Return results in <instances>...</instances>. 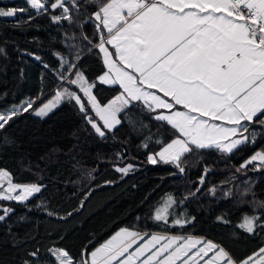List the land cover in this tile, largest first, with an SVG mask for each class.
Masks as SVG:
<instances>
[{
    "label": "trees",
    "instance_id": "16d2710c",
    "mask_svg": "<svg viewBox=\"0 0 264 264\" xmlns=\"http://www.w3.org/2000/svg\"><path fill=\"white\" fill-rule=\"evenodd\" d=\"M0 8L29 9L0 17V111L39 97L35 107L54 95L62 83L57 53L78 64L76 70L95 84L93 94L101 104L119 94L118 85L97 79L105 65L99 51H89L82 38H91L94 31L92 22L81 27L85 9L72 13L76 22L70 25L51 20L59 9L37 14L26 0H0ZM154 115L137 102L101 138L74 101L65 100L45 117L31 109L22 112L0 130V170L9 173L12 183L42 186L27 201L0 200V215L5 208L12 210L0 221V264H54L55 249L79 261L82 252H91L120 228L211 240L237 261L264 247V228L254 233L239 228L245 215L264 218V168L248 165L237 171L249 156L264 151L259 126L255 142L231 154L216 149L185 154V171L180 173L172 164L147 162L148 154L159 151L173 135ZM128 164L134 168L127 175L115 170ZM168 195L177 203L169 209L172 215L165 226L153 217ZM176 218L191 223L173 226Z\"/></svg>",
    "mask_w": 264,
    "mask_h": 264
},
{
    "label": "snow or ice",
    "instance_id": "6c2138e0",
    "mask_svg": "<svg viewBox=\"0 0 264 264\" xmlns=\"http://www.w3.org/2000/svg\"><path fill=\"white\" fill-rule=\"evenodd\" d=\"M26 3L37 14L59 9L51 20L67 21L70 25L76 22L72 13L79 15L85 9L86 19L81 27L92 22L94 31L91 38L88 35L82 38L88 42L89 51L94 48L103 54L107 68L97 79L102 84L118 85L121 91L102 105L93 94L95 84L76 70L78 64L57 53L61 69L58 79L62 82L59 89L36 108L33 105L39 97L0 111V130L22 112L31 109L36 116L45 117L68 100L74 101L86 122L103 138L121 124L119 114L139 102L155 114L153 119L173 131L159 151L148 154L147 162L172 164L180 173L185 171L181 161L187 153L216 149L231 154L239 146L255 142L257 125L264 133V0H26ZM89 8L91 11H87ZM26 11L29 9L0 8V17H15ZM248 165L255 170L264 168V151L255 152L237 171ZM133 168L134 165L128 164L115 170L127 175ZM5 180L7 188L3 187ZM200 183H204L203 176ZM41 188L38 184H14L9 173L0 170V200L24 202ZM211 191L214 193L215 189ZM176 203L168 195L153 219L167 226L172 215L169 209ZM10 211L3 209L0 221ZM262 221L264 218L259 215H245L239 228L254 233L257 227L264 228ZM171 223L184 227L191 220L176 218ZM52 256L54 264H264V247L237 261L222 246L203 238L121 228L91 252H82L79 261L63 249L52 250Z\"/></svg>",
    "mask_w": 264,
    "mask_h": 264
},
{
    "label": "rangeland",
    "instance_id": "374dc122",
    "mask_svg": "<svg viewBox=\"0 0 264 264\" xmlns=\"http://www.w3.org/2000/svg\"><path fill=\"white\" fill-rule=\"evenodd\" d=\"M52 96H53V95H52ZM52 96L47 97L45 100H43V102H46V101H47L48 99H50ZM40 104H41V103H39V104H38L37 106H35L34 108L40 106ZM177 107H180V106H177ZM32 112H33V111H32ZM33 113H34V112H33ZM34 114H35V113H34ZM254 154H255V153H254ZM252 155H253V154H252ZM252 155H251V156H252ZM251 156H249V157L247 158V160H248ZM247 160H245V161H247ZM14 184H20V183H14ZM20 185H25V184H20ZM3 187H4V188H7V187H8V184H7V181H6V180L3 182ZM13 194H17V193H13ZM120 229H121V228H120ZM118 230H119V229H118ZM118 230H117V231H118ZM117 231H115L113 234H115ZM113 234H111V236H112ZM111 236H110V237H111ZM110 237H109V238H110ZM109 238H108V239H109ZM108 239L104 240L103 242H101V243H100L98 246H96V247H99L101 244H103V243H104L105 241H107ZM210 241H211V240H210ZM212 242H213V241H212ZM96 247H95V248H96ZM134 247H135V246H134ZM211 255H212V253H209V256H211Z\"/></svg>",
    "mask_w": 264,
    "mask_h": 264
},
{
    "label": "crops",
    "instance_id": "0c3cea01",
    "mask_svg": "<svg viewBox=\"0 0 264 264\" xmlns=\"http://www.w3.org/2000/svg\"><path fill=\"white\" fill-rule=\"evenodd\" d=\"M107 47H109V50L110 51H114L112 48H111V46H107ZM101 54V58H102V60H103V54L102 53H100ZM115 59V58H114ZM118 63V62H117ZM105 71H107V68H106V66H105V70H104V72ZM103 74V73H102ZM101 74V75H102ZM99 77V76H98ZM106 85H111V84H106ZM103 105V104H102ZM177 109H179V110H183L182 108H180V107H177ZM217 123H219V122H217Z\"/></svg>",
    "mask_w": 264,
    "mask_h": 264
}]
</instances>
